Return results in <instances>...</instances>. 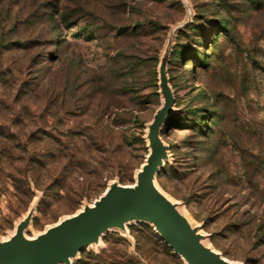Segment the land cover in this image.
I'll return each instance as SVG.
<instances>
[{"label":"rangeland","instance_id":"rangeland-1","mask_svg":"<svg viewBox=\"0 0 264 264\" xmlns=\"http://www.w3.org/2000/svg\"><path fill=\"white\" fill-rule=\"evenodd\" d=\"M189 6L193 16L177 31L168 63L176 95L169 119L180 124L162 130L171 159L156 181L201 226L206 244L231 260L264 264V0H0V34L12 41L0 55V72L12 76L0 92L3 114H15L22 83L41 81L25 126L3 129L12 152L0 169V240L34 202L30 237L92 204L111 181H136L147 125L162 102L160 59ZM46 10L55 13L43 21ZM25 39L29 47L19 45ZM92 85L101 91L94 103ZM11 174L28 175L31 192L15 189ZM53 180L61 181L56 188ZM128 230L107 232L74 264L111 248L136 257L132 264H160L148 237L158 234L154 227L135 222Z\"/></svg>","mask_w":264,"mask_h":264},{"label":"water","instance_id":"water-1","mask_svg":"<svg viewBox=\"0 0 264 264\" xmlns=\"http://www.w3.org/2000/svg\"><path fill=\"white\" fill-rule=\"evenodd\" d=\"M193 16L188 7L187 20L177 24L161 56L158 85L161 105L147 125L145 139L148 153L136 172L133 184L118 180L109 183L92 204L86 203L77 212L66 215L33 237L26 234L36 203L17 223L14 233L0 240V264H74L82 250L98 246L103 236L114 230L128 232L135 222L150 224L162 240L179 255L185 264H243L227 258L204 242L201 226L193 224L180 209V202L171 198L157 184V176L171 159L170 146L162 130L175 110L176 95L170 83L168 63L177 31Z\"/></svg>","mask_w":264,"mask_h":264},{"label":"trees","instance_id":"trees-1","mask_svg":"<svg viewBox=\"0 0 264 264\" xmlns=\"http://www.w3.org/2000/svg\"><path fill=\"white\" fill-rule=\"evenodd\" d=\"M55 11L54 10H46L44 11L43 14H41V20L46 19L47 15H52L54 14ZM0 19L1 18V13H0ZM44 21V20H43ZM223 27L227 25L226 22H222ZM31 44V41L25 39L24 41H19V45L23 46V47H29V45ZM12 45V41H10L8 38H6L5 33L0 34V55L2 53H4L5 49L10 48ZM9 76H7L6 71L2 70V72H0V92H3L7 89V87L9 86V84H11V79L12 76L10 74H8ZM41 81L40 80H33V81H27L22 83L15 95L14 98V106H15V114H13V116L11 118H8L7 116H5L4 113V105L6 103H8V100H6L5 98V93L0 95V169L1 167L4 165V163L6 161L9 162V158L11 156V152L12 150H9L8 146L9 142H6V144H4L3 139L4 138V126H25L26 122L25 120L27 119V113L30 111V106H27V102H28V98L31 97L32 93L35 91L36 87H39ZM5 89V90H3ZM89 89H91V91H93V94L91 95V97L93 96V98H91V102L93 101V103L95 102V99H97V96L100 94V88L98 86V88H95V85H92L91 87H89ZM75 90L76 88H73L70 93H71V98H73L74 100H76V96L75 94ZM67 93V92H65ZM63 96L62 92H59L58 94H56L51 100H50V105L53 106L56 103H58L59 98H61ZM64 97V96H63ZM72 101V100H71ZM89 103H87L86 101V106H89ZM99 106H103V103H100ZM47 105L45 107V110H47ZM66 108V106H65ZM72 112V107L71 104H69V106L66 109V113L67 115H70V113ZM58 114L59 111L58 110H54V114ZM194 115L195 116H199L198 110L194 111ZM169 124L173 126L180 124L178 119H173L170 118L169 119ZM12 127H9V130H11ZM11 135V134H10ZM13 136V135H12ZM12 136H9L10 138H13ZM8 141V140H7ZM10 141V140H9ZM10 151L9 155H7V151ZM148 153V152H147ZM5 155H7L5 157ZM6 159V160H4ZM10 168H13V164H9ZM34 166L36 167V171L41 169V165L38 164H34ZM163 174V172H162ZM161 172L159 173V176H162ZM9 179H11L14 182V187L15 189L19 190V189H25L29 192H31V179L28 177V175L25 174L24 178H18L16 175H10L7 176ZM32 181L35 182L36 187L39 188L40 185V180H39V176H35L32 175ZM61 181L59 180H53V183L51 185L52 188H56L57 186H59V183ZM154 234H148L149 236V240L151 241V245H153V247H157L158 251L161 255V261L160 264H166L167 262H173L175 264H184L182 262V260L178 259V256L176 254H174V252L171 251V249L169 248V246L162 240V238L156 234L155 232H153ZM119 241H126L124 238H121ZM144 249H146L145 247H142L141 245H138V251L143 253L144 255ZM133 259H136V257H134L133 255H129L128 252H121L120 250L116 249V248H111L109 251L105 250L102 251V253L100 254H95V258L94 259H89L86 260L85 264H132Z\"/></svg>","mask_w":264,"mask_h":264},{"label":"bare ground","instance_id":"bare-ground-1","mask_svg":"<svg viewBox=\"0 0 264 264\" xmlns=\"http://www.w3.org/2000/svg\"><path fill=\"white\" fill-rule=\"evenodd\" d=\"M172 198V197H171ZM27 230V229H26ZM157 231V230H156ZM94 246V245H93ZM96 246V245H95Z\"/></svg>","mask_w":264,"mask_h":264}]
</instances>
